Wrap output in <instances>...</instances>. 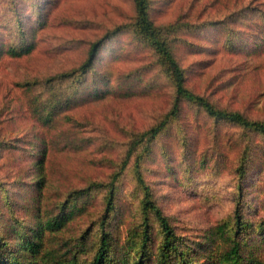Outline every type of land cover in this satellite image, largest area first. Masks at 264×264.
<instances>
[{
  "label": "trees",
  "instance_id": "trees-1",
  "mask_svg": "<svg viewBox=\"0 0 264 264\" xmlns=\"http://www.w3.org/2000/svg\"><path fill=\"white\" fill-rule=\"evenodd\" d=\"M8 1L19 43L0 41V53L29 54L35 48L36 27L43 24L40 6L34 11L36 26L32 24L30 33V24L22 21L17 1ZM133 1L135 11L130 21L93 41L87 57L76 68L45 79L42 84L48 87V94L44 96L35 86L39 81L25 82L30 111L44 130L32 139L0 140V158L4 162L12 160L6 166L13 169L0 178V264H264V221L246 217L242 208L243 180L264 159V118L221 107L205 93L195 91L177 54L182 44H190L191 34L205 32L210 47L215 43L214 48L223 47L228 54L248 58L264 55V7L234 3L219 19L191 22L178 17L158 23L152 14L153 0ZM124 31L149 49L158 69L153 72V81H147L141 73L132 81L143 88L167 83L172 90L171 106L149 127L133 134L119 168L110 173L108 180H89L85 186L71 188L65 198L52 199L45 194L47 161L61 139L52 135L60 126L59 114L121 90L131 93L127 86L119 85L124 79L121 74L103 68L99 62L106 40ZM187 109L206 116L214 127H240L246 142L235 168L237 203L233 219L200 232L179 230L164 213L145 177L148 162L159 156L169 164V170L174 167L171 148L165 141L171 134L177 140L175 154L182 159L190 157L187 131L181 125ZM128 168L138 201L135 207L130 206L134 216L131 224L121 230L119 223L129 207V202L126 207L119 201ZM183 171L189 180L193 179L188 162ZM93 213L99 214L90 221ZM76 223L81 224L78 232L68 238L61 235Z\"/></svg>",
  "mask_w": 264,
  "mask_h": 264
},
{
  "label": "rangeland",
  "instance_id": "rangeland-1",
  "mask_svg": "<svg viewBox=\"0 0 264 264\" xmlns=\"http://www.w3.org/2000/svg\"><path fill=\"white\" fill-rule=\"evenodd\" d=\"M16 1L22 21L30 24V33L37 18L34 11L39 6L43 24L36 27L35 48L31 53L22 56L0 53V140L32 139L43 134L44 127L30 111L25 82L39 81L35 86L45 96L48 94V87L42 84L45 79L80 65L93 41L130 21L135 11L133 0ZM234 3L264 7V0H153L152 14L158 23L178 17L201 22L221 18ZM8 6V0H0V41L10 45L12 40L19 43L20 35ZM189 40L190 44L184 43L177 49L189 85L221 107L239 110L252 118H264V55L248 58L228 54L223 47L214 48L215 43L210 47L205 32L191 34ZM99 57L103 68L123 76L119 85L127 86L132 94L121 90L59 114L60 126L52 135L61 139L49 152L47 161L49 178L45 194L52 199L65 198L71 188L85 186L89 180H108L110 173L119 168L133 134L149 127L172 103V90L167 83L163 87L143 88L132 81L140 73L147 81H153L158 69L153 64V54L130 33L124 31L108 38ZM113 82L117 86L116 76ZM184 115L181 125L187 131L190 157L182 159L175 154L177 140L171 134L165 141L171 148L174 167L169 170V164L159 156L148 162L145 177L174 225L181 231L200 232L233 219L237 203L235 168L246 142L238 126L214 127L206 116L192 109L185 110ZM257 157L260 159L261 155ZM263 160L243 180L242 208L245 216L256 222L264 221ZM11 161L0 158V178L13 172L6 166ZM187 162L192 169L190 180L183 175ZM126 172L119 201L125 202L126 207L129 202V207L119 223L121 230L131 224L134 216L130 206L135 207L138 201L132 191L135 184L131 170L128 168ZM98 214L93 213L90 221ZM80 226L71 225L61 235L68 238Z\"/></svg>",
  "mask_w": 264,
  "mask_h": 264
}]
</instances>
